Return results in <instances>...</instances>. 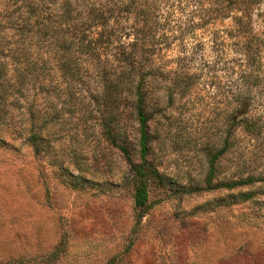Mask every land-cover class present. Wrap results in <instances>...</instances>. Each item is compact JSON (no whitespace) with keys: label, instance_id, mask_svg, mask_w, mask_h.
I'll return each instance as SVG.
<instances>
[{"label":"trees","instance_id":"1","mask_svg":"<svg viewBox=\"0 0 264 264\" xmlns=\"http://www.w3.org/2000/svg\"><path fill=\"white\" fill-rule=\"evenodd\" d=\"M43 1L31 0L20 21L12 13L0 18L1 133L36 155L49 153L56 125L64 151L75 146L63 139L81 149V137L98 135L128 165L139 224L150 209L148 185L159 177L149 161L150 111L208 84L228 113L221 146L208 156L206 189L227 195L220 207L254 202V187L264 184V0H204L200 20L185 25L168 0ZM221 72L223 83L215 76ZM41 102H51L50 111ZM9 145L0 135V147ZM229 154L233 172L220 178ZM67 176L75 186L89 182Z\"/></svg>","mask_w":264,"mask_h":264},{"label":"rangeland","instance_id":"2","mask_svg":"<svg viewBox=\"0 0 264 264\" xmlns=\"http://www.w3.org/2000/svg\"><path fill=\"white\" fill-rule=\"evenodd\" d=\"M29 2L0 0V18L12 13L20 21ZM168 3L182 25L199 21L205 6L204 0ZM229 23L230 18L220 25ZM215 76L221 83L227 78L223 72ZM212 88L200 84L184 99L160 102L150 111L149 161L159 177L148 185L150 209L139 224L128 165L98 135L81 137V149L63 139L75 146L64 151L56 125L49 130V153L36 155L0 132L11 143L0 147V264H264V184L254 187L256 201L226 207L218 203L227 195L205 186L208 156L221 146L228 113L225 102H218V88ZM50 103L41 102L47 111ZM128 126L134 144L132 120ZM233 158L219 162L220 178L233 172ZM63 160L68 175L89 182L75 186Z\"/></svg>","mask_w":264,"mask_h":264}]
</instances>
